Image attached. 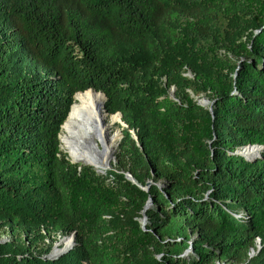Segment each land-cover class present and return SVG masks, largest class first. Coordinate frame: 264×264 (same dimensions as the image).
I'll return each instance as SVG.
<instances>
[{"label":"trees","instance_id":"16d2710c","mask_svg":"<svg viewBox=\"0 0 264 264\" xmlns=\"http://www.w3.org/2000/svg\"><path fill=\"white\" fill-rule=\"evenodd\" d=\"M90 89L123 127L104 174L60 149ZM3 236L0 264H264V0H0Z\"/></svg>","mask_w":264,"mask_h":264},{"label":"bare ground","instance_id":"6f19581e","mask_svg":"<svg viewBox=\"0 0 264 264\" xmlns=\"http://www.w3.org/2000/svg\"><path fill=\"white\" fill-rule=\"evenodd\" d=\"M117 119V115H109L104 110L101 93L90 89L75 95L69 118L59 134L61 148L74 162L106 172L120 138L121 130L113 128ZM257 151L255 147L247 148L243 154L253 157ZM65 240L66 247L70 246L71 239Z\"/></svg>","mask_w":264,"mask_h":264},{"label":"water","instance_id":"95a60500","mask_svg":"<svg viewBox=\"0 0 264 264\" xmlns=\"http://www.w3.org/2000/svg\"><path fill=\"white\" fill-rule=\"evenodd\" d=\"M91 90H92V89H91ZM93 91H94V90H93ZM98 93H101V94L103 95V97H104V102H105V100H106V96H105L102 92H98ZM170 95H171V97L174 96V87L172 88V90H171V92H170ZM73 98H74V97H73ZM198 104L201 105V106L209 105V106H210V111H211V104H209V101H208L207 99L199 100V101H198ZM71 108H72V105L70 106L69 112H68L67 117H66V119L64 120L63 124H64V123L67 121V119L69 118V115H70V112H71ZM106 113H107V112H106ZM115 114H118V115L120 116L121 120H122L121 113L117 112V113H115ZM122 122H123V124H124V127L127 128V125L125 124V122H124L123 120H122ZM63 124L61 125V128H62ZM61 128H60V129H61ZM131 131H132V132H131ZM131 131H130V132H131L132 137L137 141V136H136L135 132H134L133 130H131ZM122 137H123V136H121V138H122ZM59 140H60V138H59ZM253 147L257 148V150H258V151H257V155H255V156L253 157V158H256V157L259 156V152H260V150L263 149L262 146H259V145H247V146H244V147H242L241 149L237 150V151L235 152V154H239V155L243 156V157H244L245 159H247V160L253 159L252 157H249V156H246L245 154H243V151H244L245 149H247V148H253ZM71 162H72V163H77V162H74L73 160H71ZM83 165H86V164H83ZM92 167H93V166H92ZM93 168L96 170L95 167H93ZM108 169H110V167H109ZM96 171L99 172V173H101V174H104V173H105V171H98V170H96ZM125 176H126V178H127L129 181H131L132 183L136 184L135 179L132 177V175H131L130 173L126 172V173H125ZM151 184H152V182L149 181V182L146 184V186H144V187H143V186H140V185H138V186H139L141 189L147 191L148 188H149V186H150ZM157 185H158L159 188H162V187H163V184H161V183H157ZM151 205H152V200H151V198H149L148 201H147V203H146L145 206H144L143 211H142V214H143L142 227L145 226V224H146V220H147L146 215H145V211H146L149 207H151ZM65 238H67V237H64L63 240H64ZM68 238L71 239V245H70V246H68V247H59V246L61 245V243L59 242L58 244H56V245L54 246V248L52 249V251L46 256V258H48V259H55V258L61 256L62 254L68 252V251H69V250L75 245V233H72L71 236L68 237ZM0 242H1V241H0ZM257 242H258L257 250H259V249H260V244H259L260 241L258 240ZM254 254H255V251L252 249L251 252H250V255H249V256L252 257Z\"/></svg>","mask_w":264,"mask_h":264},{"label":"rangeland","instance_id":"374dc122","mask_svg":"<svg viewBox=\"0 0 264 264\" xmlns=\"http://www.w3.org/2000/svg\"><path fill=\"white\" fill-rule=\"evenodd\" d=\"M188 75H190V74H188ZM173 88V87H172ZM172 88H171V90H172ZM171 90H170V92H171ZM174 92H175V88H174ZM202 99H207V98H205V97H200L199 99H198V101L199 100H202ZM208 100V99H207ZM209 101V100H208ZM209 104H211V102L209 101ZM206 106H209V105H206ZM113 128H117V129H119V130H121L123 127L122 126H119L118 125V121L117 122H115V124H114V126H113ZM121 128V129H120ZM122 131H123V129H122ZM122 131H121V133H120V138H119V142H118V145H119V143H120V141H121V136H123V134H122ZM131 131V130H130ZM132 132V131H131ZM130 132V133H131ZM60 133H61V130H60ZM118 147V146H117ZM117 147H116V149H115V151H114V154H113V158L111 159V163L113 164L114 162H115V153H116V151H117ZM60 149L65 153V154H67V156H68V158L70 159V161H71V158L69 157V155H68V153L64 150V149H62L61 148V141H60ZM78 163V162H77ZM79 164H81V163H79ZM110 167H111V164H110ZM159 183H161L162 184V182H159ZM71 236V234H68V235H60V234H58V236L56 237V239L54 240V243H53V246H52V249L54 248V246L56 245V244H58L59 242L61 243V245L59 246V247H63V246H67L66 245V240L64 239L63 240V238L64 237H67V239H68V237H70ZM9 239V237L8 236H3L2 238H1V242L2 241H7ZM46 242H48V241H46ZM74 247V246H73ZM52 249H51V251H52ZM50 251V252H51ZM49 252V253H50ZM48 253V254H49ZM47 254V255H48ZM46 255V256H47ZM217 264H221V263H217Z\"/></svg>","mask_w":264,"mask_h":264}]
</instances>
